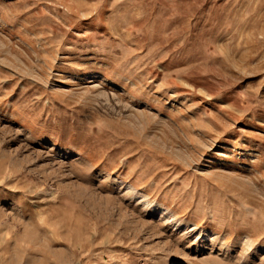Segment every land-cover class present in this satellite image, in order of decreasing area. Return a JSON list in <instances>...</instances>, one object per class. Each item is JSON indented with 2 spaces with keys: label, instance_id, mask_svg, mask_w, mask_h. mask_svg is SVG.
I'll return each mask as SVG.
<instances>
[{
  "label": "rangeland",
  "instance_id": "rangeland-1",
  "mask_svg": "<svg viewBox=\"0 0 264 264\" xmlns=\"http://www.w3.org/2000/svg\"><path fill=\"white\" fill-rule=\"evenodd\" d=\"M0 264H264V0H0Z\"/></svg>",
  "mask_w": 264,
  "mask_h": 264
}]
</instances>
